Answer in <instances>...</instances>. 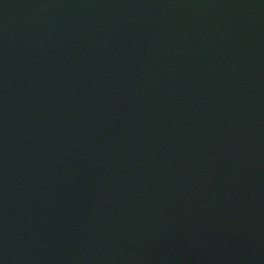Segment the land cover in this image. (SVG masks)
<instances>
[{
    "label": "water",
    "instance_id": "1",
    "mask_svg": "<svg viewBox=\"0 0 264 264\" xmlns=\"http://www.w3.org/2000/svg\"><path fill=\"white\" fill-rule=\"evenodd\" d=\"M0 264H264V0H0Z\"/></svg>",
    "mask_w": 264,
    "mask_h": 264
}]
</instances>
